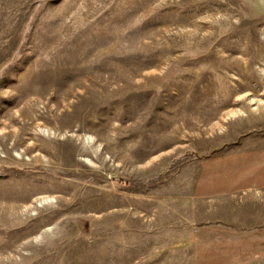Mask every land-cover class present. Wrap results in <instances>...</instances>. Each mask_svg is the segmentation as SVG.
Segmentation results:
<instances>
[{
  "label": "rangeland",
  "instance_id": "1",
  "mask_svg": "<svg viewBox=\"0 0 264 264\" xmlns=\"http://www.w3.org/2000/svg\"><path fill=\"white\" fill-rule=\"evenodd\" d=\"M0 264H264V0H0Z\"/></svg>",
  "mask_w": 264,
  "mask_h": 264
}]
</instances>
